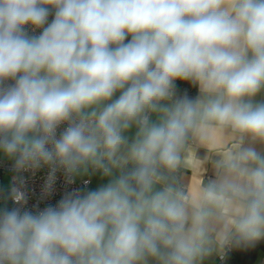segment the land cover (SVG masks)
Wrapping results in <instances>:
<instances>
[{
  "label": "clouds",
  "instance_id": "1",
  "mask_svg": "<svg viewBox=\"0 0 264 264\" xmlns=\"http://www.w3.org/2000/svg\"><path fill=\"white\" fill-rule=\"evenodd\" d=\"M26 25L42 31L29 36ZM177 80L200 98L162 103ZM261 90L264 0H0V153L17 172L91 163L112 176L137 165L43 210L25 208L26 197L0 209V264H198L211 251L209 218L233 206L223 241L264 237V154L251 144L191 206L156 187L190 131L230 126L264 142Z\"/></svg>",
  "mask_w": 264,
  "mask_h": 264
},
{
  "label": "crops",
  "instance_id": "2",
  "mask_svg": "<svg viewBox=\"0 0 264 264\" xmlns=\"http://www.w3.org/2000/svg\"><path fill=\"white\" fill-rule=\"evenodd\" d=\"M195 99L200 98V89L197 86ZM119 96V92L113 99ZM110 102V101H109ZM173 100L162 103L171 104ZM253 102H264V90H261L254 98ZM108 102H103L95 106L97 110L102 109ZM161 113H149L150 119L153 122H158ZM138 127L134 124L124 135L126 136L129 145L135 141L138 134ZM253 145L258 152L264 154V142L253 141L248 135L242 134L234 130L230 126L212 125L204 127L200 130L191 131L186 137L181 149L180 159L176 167L172 170L161 169L165 180L162 184H157V189L164 185L171 186L175 190H180V186L187 187L189 206L195 202L201 192L210 184L219 183L225 175V170L221 167L222 162L230 154H235L241 147ZM122 153L127 152V146L121 149ZM129 160L126 164H128ZM125 164V165H126ZM123 165L120 169H114L112 176H105L102 170L95 168L91 163L82 164L77 171L83 168V172L78 173L76 178L89 176L91 179L90 188L95 189L110 179L121 175ZM237 208L233 206L228 209L216 210L209 218L208 233L206 247L209 248L210 254L204 256L198 261V264H224L219 259V255L225 251V242L222 239V234L225 230V225L229 219L235 218ZM253 264H264V253L259 252ZM149 264H155V261L150 260Z\"/></svg>",
  "mask_w": 264,
  "mask_h": 264
},
{
  "label": "built area",
  "instance_id": "3",
  "mask_svg": "<svg viewBox=\"0 0 264 264\" xmlns=\"http://www.w3.org/2000/svg\"><path fill=\"white\" fill-rule=\"evenodd\" d=\"M54 16H49L50 23ZM46 26V25H45ZM25 31L29 36H38L41 29H34L31 25L25 26ZM14 81H6L5 84H12ZM67 127V123L60 125L57 129V137ZM14 161L0 153V209L4 207L16 206V202L23 203V198H27V203L23 204L25 208L32 211L43 210L49 205L56 203L63 198L65 193L74 189L87 191L90 188L91 179L89 176L76 178L75 169L69 171L59 165L46 164L38 168H27L17 172L14 167ZM96 168V167H95ZM51 182V190L45 191ZM179 191H182L188 197L187 187L181 185ZM225 249L229 243L225 244ZM224 253L219 255L223 261Z\"/></svg>",
  "mask_w": 264,
  "mask_h": 264
},
{
  "label": "trees",
  "instance_id": "4",
  "mask_svg": "<svg viewBox=\"0 0 264 264\" xmlns=\"http://www.w3.org/2000/svg\"><path fill=\"white\" fill-rule=\"evenodd\" d=\"M130 39L131 37L129 36L125 42ZM197 90V85L189 81L177 80L175 82V90L172 99L175 101L177 98L187 95L189 98L195 100ZM189 134L187 136H189ZM125 166L126 167L121 174L131 171L137 165L131 160ZM234 235L235 233H233V236ZM259 252L264 253V237L260 238L253 244L236 243L233 241L229 243V247L224 251L223 262L224 264H253L257 259L256 256Z\"/></svg>",
  "mask_w": 264,
  "mask_h": 264
},
{
  "label": "rangeland",
  "instance_id": "5",
  "mask_svg": "<svg viewBox=\"0 0 264 264\" xmlns=\"http://www.w3.org/2000/svg\"><path fill=\"white\" fill-rule=\"evenodd\" d=\"M172 100H173V99H172ZM79 171H80V173L83 172V168H81V170L79 169ZM79 171H77V170L75 171L76 176H78Z\"/></svg>",
  "mask_w": 264,
  "mask_h": 264
}]
</instances>
